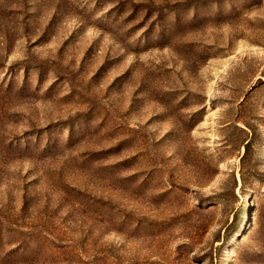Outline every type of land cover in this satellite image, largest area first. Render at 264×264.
<instances>
[{"label":"rangeland","instance_id":"1","mask_svg":"<svg viewBox=\"0 0 264 264\" xmlns=\"http://www.w3.org/2000/svg\"><path fill=\"white\" fill-rule=\"evenodd\" d=\"M0 264H264V0H0Z\"/></svg>","mask_w":264,"mask_h":264},{"label":"trees","instance_id":"2","mask_svg":"<svg viewBox=\"0 0 264 264\" xmlns=\"http://www.w3.org/2000/svg\"><path fill=\"white\" fill-rule=\"evenodd\" d=\"M247 146H248V144H247V142H246L245 147L247 148ZM235 216H237V214H236Z\"/></svg>","mask_w":264,"mask_h":264}]
</instances>
